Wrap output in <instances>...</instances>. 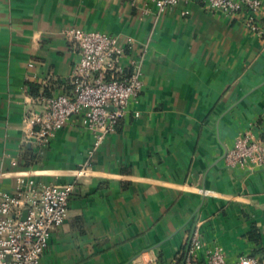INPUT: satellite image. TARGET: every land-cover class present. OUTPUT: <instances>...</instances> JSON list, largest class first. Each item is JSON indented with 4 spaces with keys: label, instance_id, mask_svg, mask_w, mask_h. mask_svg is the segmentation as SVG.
I'll return each mask as SVG.
<instances>
[{
    "label": "crops",
    "instance_id": "obj_1",
    "mask_svg": "<svg viewBox=\"0 0 264 264\" xmlns=\"http://www.w3.org/2000/svg\"><path fill=\"white\" fill-rule=\"evenodd\" d=\"M261 1L256 34L247 13H212L196 1L160 12L151 0H0V187L12 193L23 176L76 183L42 264H183L198 224L228 263L264 259V168L224 160L246 132L264 141ZM70 28L116 36L127 65L142 60L141 92L79 179L94 144L79 119L46 148L24 127L38 108L31 86L74 95L80 49ZM31 152L39 160L26 167Z\"/></svg>",
    "mask_w": 264,
    "mask_h": 264
},
{
    "label": "built area",
    "instance_id": "obj_2",
    "mask_svg": "<svg viewBox=\"0 0 264 264\" xmlns=\"http://www.w3.org/2000/svg\"><path fill=\"white\" fill-rule=\"evenodd\" d=\"M136 1L131 0V5L135 6ZM151 1L160 12L173 9L181 2L196 1L212 13L222 12L231 17L247 13L250 29L256 34L263 31L258 21L263 12L261 0ZM66 38L80 49L72 79L74 95L35 98L38 108L32 107L24 117V127L39 148H46L69 121L79 119L94 135L89 159L77 173L79 179L87 175L96 152L107 137L117 131L129 104L141 92L142 60L132 59L127 65L126 46L120 38L107 33L70 28ZM224 160L228 167L240 170L252 172L264 168V141L246 132L236 139ZM75 186V182L58 185L23 176L17 178L12 193L0 187V264H42L52 233L67 219ZM25 210L29 212L26 220H22ZM182 256L183 264H230L223 247H206L199 224L188 238ZM234 264H264V259L242 255Z\"/></svg>",
    "mask_w": 264,
    "mask_h": 264
},
{
    "label": "trees",
    "instance_id": "obj_3",
    "mask_svg": "<svg viewBox=\"0 0 264 264\" xmlns=\"http://www.w3.org/2000/svg\"><path fill=\"white\" fill-rule=\"evenodd\" d=\"M72 89H74V84H73V82H72ZM39 90H40V88L37 87V86H31V88H30L31 94H32L35 98H37V97H39V96H41V95L48 96V97L53 96L49 90H46V91H44L43 93H40ZM38 160H39V156H37L35 152H31V153H29V155L25 156V158H24V165H25L26 167H30V166L34 165ZM249 238H250L251 240L256 241V242H258V241L260 240V239H259V235H256L255 230H253V231L249 234ZM184 255H185V254H184ZM183 259H184V257L182 256V260H183Z\"/></svg>",
    "mask_w": 264,
    "mask_h": 264
},
{
    "label": "water",
    "instance_id": "obj_4",
    "mask_svg": "<svg viewBox=\"0 0 264 264\" xmlns=\"http://www.w3.org/2000/svg\"><path fill=\"white\" fill-rule=\"evenodd\" d=\"M226 153H227V152H226ZM226 153H225V155H226ZM224 159H225V156H224ZM28 212H29V210H25V211H24V213H23V217H22V220H26L27 215H28Z\"/></svg>",
    "mask_w": 264,
    "mask_h": 264
}]
</instances>
